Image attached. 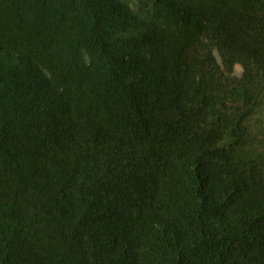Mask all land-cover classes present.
<instances>
[{
  "label": "trees",
  "instance_id": "trees-1",
  "mask_svg": "<svg viewBox=\"0 0 264 264\" xmlns=\"http://www.w3.org/2000/svg\"><path fill=\"white\" fill-rule=\"evenodd\" d=\"M0 264H264V0H0Z\"/></svg>",
  "mask_w": 264,
  "mask_h": 264
},
{
  "label": "rangeland",
  "instance_id": "rangeland-1",
  "mask_svg": "<svg viewBox=\"0 0 264 264\" xmlns=\"http://www.w3.org/2000/svg\"><path fill=\"white\" fill-rule=\"evenodd\" d=\"M236 70H237V72H240L241 68H240V66H239V65H238V66H236Z\"/></svg>",
  "mask_w": 264,
  "mask_h": 264
}]
</instances>
